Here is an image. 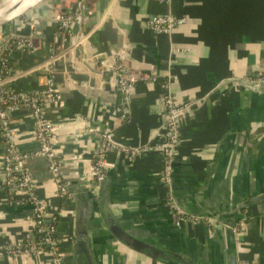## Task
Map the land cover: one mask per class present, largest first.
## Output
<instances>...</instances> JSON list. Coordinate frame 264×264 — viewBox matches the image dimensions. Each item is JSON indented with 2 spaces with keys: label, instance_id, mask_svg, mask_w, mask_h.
Segmentation results:
<instances>
[{
  "label": "crops",
  "instance_id": "crops-1",
  "mask_svg": "<svg viewBox=\"0 0 264 264\" xmlns=\"http://www.w3.org/2000/svg\"><path fill=\"white\" fill-rule=\"evenodd\" d=\"M75 2L40 0L20 15L29 21H9L17 37L30 36L32 46L12 53L11 73H27L1 85L3 92L36 93L45 87V61L73 41L72 35L54 37L52 19ZM79 6L83 17L73 31L88 36L79 52L81 61L73 62L70 53L61 56L56 81L63 98L48 109L71 197L58 196L45 158L27 161L37 195L46 204L47 220L56 223L61 260L56 263L42 251L0 258V264H75L78 234L88 237L80 251L82 264L221 259L222 246L206 225L175 224L165 203L158 151L137 158L112 151L104 183L83 179L103 131L121 145H141L154 138L165 120L161 84L167 79L177 101L198 100L181 129L173 163L174 190L182 200L203 207L233 208L257 197L248 208L250 218L237 232V252L240 264H264V217L258 215L264 208V198H259L264 195V85L241 82L264 73V0H171L170 6L160 0H79ZM169 9L186 15L187 22L170 35L155 34L147 21ZM4 37L0 29V40ZM11 45L9 39L7 46ZM172 46L180 50L171 52ZM116 52L123 54L129 75L137 78L124 118L116 110L121 97L114 75L90 69L101 60L109 68V56ZM11 127L18 151L35 152L38 145L26 105L12 113ZM1 141L0 137V147ZM29 213V205L8 201L0 169V241L20 238L30 229Z\"/></svg>",
  "mask_w": 264,
  "mask_h": 264
},
{
  "label": "built area",
  "instance_id": "built-area-1",
  "mask_svg": "<svg viewBox=\"0 0 264 264\" xmlns=\"http://www.w3.org/2000/svg\"><path fill=\"white\" fill-rule=\"evenodd\" d=\"M160 2L168 6L171 4V0H160ZM16 18L29 21V18L24 15ZM80 19L79 0H76L74 5L69 6L64 12L52 19L55 26L54 37L64 38L72 35L73 41L61 53L51 54L45 61L47 75L45 87L41 91L36 93L16 90L3 92L0 89V137L2 140L0 169L3 175V186L10 203L19 206H30L28 219L32 223V227L26 230L20 238L0 241V258L30 256L45 251L54 262L60 263V239L56 236V223L47 220L46 204L37 195V185L27 168V161L29 158L34 157L45 158L58 196L61 198L71 197L69 183L62 174L64 159L56 150V136L53 123L48 118V109L50 105L60 103L63 98L56 81V67L61 61V56L70 53L72 54L73 62L81 61L79 52L88 36L87 34H76L73 31L74 24ZM186 22V15H177L169 9L165 13L153 15L147 21V27L155 34L170 35L175 28ZM8 23L0 26L6 36L3 40H0V87L6 82L13 83L18 77L27 73V71L11 73L10 58L12 53L16 52L19 47L32 46L30 36L17 37L15 35L16 31L9 27L11 24L7 25ZM9 39L12 40L10 48L7 46ZM179 50L180 48L178 47H171V52ZM109 59V68L104 67V60H101L96 68L99 72L106 71L114 75L115 85L121 97L116 104V110L124 118L129 113L131 91L137 82V78L129 75L123 63V54L121 52L111 54ZM154 79V77H148V80L153 81ZM241 82L251 87H261L264 85V73L248 77L245 80H241ZM161 87V105L164 110L165 120L156 130L154 138L141 145H121L111 137L108 131H103L99 134L100 142L95 151L91 168L84 173L83 179L84 181L94 182L95 185L100 184L105 177L107 156L112 151L122 153L129 158L140 157L149 151H158L161 155L159 177L166 189L165 203L173 212L175 224L179 226L185 221H189L207 225L214 221V218L185 211L175 199L172 187L173 163L180 141L181 129L185 116L198 100L177 101L170 90L168 79L162 82ZM25 105L29 110L33 123L32 138L38 145L33 153H20L18 151L11 127L12 113L20 110ZM258 215L264 217V208L258 212Z\"/></svg>",
  "mask_w": 264,
  "mask_h": 264
},
{
  "label": "water",
  "instance_id": "water-1",
  "mask_svg": "<svg viewBox=\"0 0 264 264\" xmlns=\"http://www.w3.org/2000/svg\"><path fill=\"white\" fill-rule=\"evenodd\" d=\"M39 1L40 0H37L35 3L28 5L27 7L16 13L15 15L8 17L9 13L20 5V2L7 5L5 3L6 2L5 0H0V11H2L1 10L2 8H5L0 13V26L22 15L30 8H32L34 5H36ZM80 9H81V17H83V10L82 8ZM90 69L93 72L97 71L95 64L92 65ZM66 81L71 82L69 79H67ZM216 153H218V147L216 149ZM172 176H173V172H172ZM106 180H107V174H105L102 183H104ZM172 187H173V194L175 199L177 200L180 207L183 208L185 211L198 215H207L209 217L214 218V221L207 224L206 227L209 233L215 234L218 243H220L223 249L222 257L217 263H211L209 261H203V260H197V261L190 260L191 261L190 264H240V260L237 252V232L243 229L242 222H245L250 218L251 211L248 208L252 205L253 201L257 200V197H252L249 203H245L242 197H237L238 201L240 202L243 201V202L238 203L233 208L230 207L220 208L216 204H213V206H209V207H203L199 203H196V206H194L190 201L182 200L181 197L176 193L173 186V177H172ZM259 198H264V195H262ZM228 213L231 214V217H225V214ZM76 236L77 237H75V243H74V251L76 256L75 264H82L81 263L82 258H80V251L82 247H84V242L88 240V237H86L85 234L84 235L78 234Z\"/></svg>",
  "mask_w": 264,
  "mask_h": 264
},
{
  "label": "bare ground",
  "instance_id": "bare-ground-1",
  "mask_svg": "<svg viewBox=\"0 0 264 264\" xmlns=\"http://www.w3.org/2000/svg\"><path fill=\"white\" fill-rule=\"evenodd\" d=\"M5 1H6L5 3L7 5H11V4L20 2V5L17 8H15L12 12L9 13V15H8V17H9V16L15 15L16 13H18L19 11H21L22 9H24L28 5L35 3L37 0H5ZM4 9L5 8H2L1 10L3 11ZM2 11H0V13Z\"/></svg>",
  "mask_w": 264,
  "mask_h": 264
}]
</instances>
